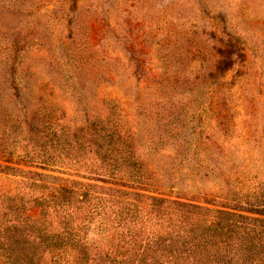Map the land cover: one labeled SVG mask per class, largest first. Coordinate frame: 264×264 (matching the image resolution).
Segmentation results:
<instances>
[{"label":"rangeland","instance_id":"374dc122","mask_svg":"<svg viewBox=\"0 0 264 264\" xmlns=\"http://www.w3.org/2000/svg\"><path fill=\"white\" fill-rule=\"evenodd\" d=\"M107 135L149 179L110 173ZM60 189L94 239L134 193L241 215L257 240L229 253L264 264V0H0V194L40 222Z\"/></svg>","mask_w":264,"mask_h":264},{"label":"trees","instance_id":"16d2710c","mask_svg":"<svg viewBox=\"0 0 264 264\" xmlns=\"http://www.w3.org/2000/svg\"><path fill=\"white\" fill-rule=\"evenodd\" d=\"M106 138L107 141L102 138L95 145L106 155L103 158L111 161L110 173L117 171L123 178L142 182L148 175L125 160L111 158L118 148L112 146L111 135ZM67 194L66 190L60 189L47 201L35 200V205L43 212L40 222L24 217L29 202L22 197L15 199L0 194V264H236L241 258L236 253H229L233 246L240 247L236 242L241 240L242 244L253 245L257 240L251 229L236 221L237 218L244 219L241 215L218 212L224 217L214 227L204 223L201 230V219L200 222H189L187 215L167 212L172 207L201 211L200 207L139 193L128 194L136 197L133 203L124 199L118 201L122 205L111 214L107 209L103 210L99 238H89L84 228L70 222L73 212L82 213L87 201L75 200L73 194ZM138 199L139 202L145 200V209H141ZM232 219H235L233 225ZM166 220L165 229L169 231L161 234L162 229H157L163 228ZM106 232H113L111 240ZM257 246L261 247L260 244ZM112 252L115 255L109 256ZM256 264H262V259L259 258Z\"/></svg>","mask_w":264,"mask_h":264}]
</instances>
